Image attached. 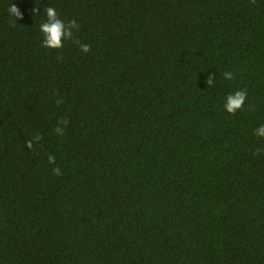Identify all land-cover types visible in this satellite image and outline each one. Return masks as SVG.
Listing matches in <instances>:
<instances>
[{
    "label": "trees",
    "instance_id": "trees-1",
    "mask_svg": "<svg viewBox=\"0 0 264 264\" xmlns=\"http://www.w3.org/2000/svg\"><path fill=\"white\" fill-rule=\"evenodd\" d=\"M262 125L264 0H0V264H264Z\"/></svg>",
    "mask_w": 264,
    "mask_h": 264
},
{
    "label": "clouds",
    "instance_id": "clouds-1",
    "mask_svg": "<svg viewBox=\"0 0 264 264\" xmlns=\"http://www.w3.org/2000/svg\"><path fill=\"white\" fill-rule=\"evenodd\" d=\"M9 14L17 19H22L23 14L20 12L19 8L15 4H11L9 9ZM38 9L34 8L33 13L35 14ZM46 21L40 24V32L43 35L42 45L46 48L50 49H59L63 47V41L67 39H71L73 37V29H78L79 25L76 20L73 19L67 23L62 20L57 15V10L50 6L45 10ZM75 44L79 45V50L83 53H88L91 51L90 46L86 43H81L79 40L73 41ZM224 78L227 80L234 79V74L232 72H224ZM215 82V78L213 75L209 74L207 77L206 84L208 87H211ZM247 98V93L245 90H237L234 93H230L226 97V103L224 108L230 114H235L237 110H240L244 107L245 100ZM61 101H57L59 104ZM68 121L66 119L61 118L58 121L57 127L55 128V132L63 136L64 135V127H66ZM63 125L64 127H61ZM255 134L258 137L264 138V125L255 130ZM42 139L40 135H36L33 137V140H28L27 147L31 149L33 147V141L39 142ZM261 151V149H257V154ZM48 161L50 164L55 163V157L49 156ZM53 173L57 176L61 174V169L59 167H54L52 169Z\"/></svg>",
    "mask_w": 264,
    "mask_h": 264
}]
</instances>
